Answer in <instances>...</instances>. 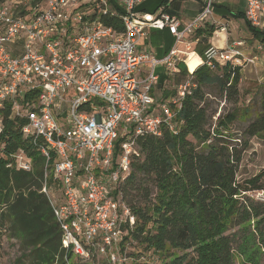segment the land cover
<instances>
[{
    "label": "built area",
    "instance_id": "2783aa9c",
    "mask_svg": "<svg viewBox=\"0 0 264 264\" xmlns=\"http://www.w3.org/2000/svg\"><path fill=\"white\" fill-rule=\"evenodd\" d=\"M217 1L204 0L201 12L179 30L175 16L136 13L143 0H92L89 8L82 0H47L45 7H34L28 15L18 8L27 0H0V135L5 111L7 120L23 121L22 138L30 140L44 160L41 193L51 207L62 247L73 258L126 262L125 238L134 217L120 186L130 172L135 139L159 136L163 127L176 134L174 118L194 87L189 77L168 101H157L152 95L154 69L162 65L170 75L179 73V53L173 48L157 60L139 51V42L148 30L167 29L175 45L183 43L185 35L212 16ZM245 4V21L264 29V0ZM104 17L114 24L106 25ZM217 26L218 32H226V25ZM10 46H20L21 52ZM238 47L237 42L224 49L208 46L202 64L210 69L228 62L254 65L256 59L243 57ZM143 67L147 72L138 78ZM120 137L125 140L116 155ZM7 157V169L32 171L25 151ZM255 196L264 202V190Z\"/></svg>",
    "mask_w": 264,
    "mask_h": 264
},
{
    "label": "trees",
    "instance_id": "16d2710c",
    "mask_svg": "<svg viewBox=\"0 0 264 264\" xmlns=\"http://www.w3.org/2000/svg\"><path fill=\"white\" fill-rule=\"evenodd\" d=\"M231 16L245 21L243 13ZM104 22L114 24L109 17H104ZM245 23L264 46V29ZM209 31L210 35L214 32ZM203 52H199L202 60ZM241 67L228 62L210 69L202 64L190 75L183 63L178 64L177 84L190 77L194 87L174 118L176 134L163 127L159 136L135 139L130 172L120 186L122 200L134 217L125 241L129 245L135 242L141 252L157 257L158 264H264V204L246 196L264 190V167L251 178L237 181L242 150L217 130L229 126L238 114L236 109L220 114L212 129L214 113H209L210 94L204 91L212 87L225 102L236 104ZM175 94L164 92L163 99ZM259 95L260 110L245 128L244 137L264 132V87ZM4 114L0 229L19 244L23 252L20 258L29 264L94 262L97 258L72 262V255L62 247L51 207L41 193L44 160L30 140L22 138L19 126L23 121L7 120V111ZM123 140L125 137H120L116 142V155ZM18 149L31 158V172L6 168L8 154Z\"/></svg>",
    "mask_w": 264,
    "mask_h": 264
},
{
    "label": "rangeland",
    "instance_id": "374dc122",
    "mask_svg": "<svg viewBox=\"0 0 264 264\" xmlns=\"http://www.w3.org/2000/svg\"><path fill=\"white\" fill-rule=\"evenodd\" d=\"M85 1L86 0H84V2ZM30 2H32L31 5L33 7L43 8L45 7L47 0H31ZM218 2L220 5L214 7L212 11V17L218 21H221L222 23H227L225 35L226 44L231 45L234 42H237L239 43L238 49H248L250 56L259 55L261 51H257L255 49L257 43H255V40L252 39L245 21L242 18H234L231 16V14H237L239 12L242 13L245 8V0H219ZM196 8V3H194L193 0L179 1V3H176V11L178 13L176 15L179 17L180 22L183 21V15H189L190 13L195 12ZM182 25H185L184 22H182ZM213 27H216V29L218 28L217 25H213ZM206 29L207 30L205 33L210 35V26L206 25ZM198 38V34H191L188 39L184 38L183 41L189 44ZM212 38L213 37L211 36H206L204 39L210 43V39L212 40ZM203 44L199 43V45H197L196 51L198 53L200 50L204 51L207 48V43L204 42ZM180 46L183 48L182 50L184 52H187L185 54V63L188 68L186 71L189 74V72H192L201 63V61L199 57L193 53L195 45H191L189 49L187 45H178L177 47ZM9 49L12 51H17L18 53L21 52L20 46H10ZM244 71H247V69ZM256 71H253V73L250 75L245 76L244 74L243 76H240L242 77V80L239 81L238 84L239 98L236 104L225 102L222 97L216 94L212 87L204 88V91L210 94L208 98L209 113H214L211 126L212 129L215 127L216 119L220 114L225 116L229 113H232L234 109H236L235 111L238 114L236 119L229 126L225 125L218 128L217 130V133L223 134L229 138L231 144H236L237 147L242 150L241 161L236 178L238 182H242L251 178L264 167V132L254 137H244L243 135L245 128L249 123L256 119V116L260 110L259 92L260 88L264 87V63L262 65H258L256 67ZM175 78V76L170 77L165 89L169 95L176 91L177 86L183 82V80H180L177 84ZM256 192L257 191L249 192L246 194V196H248L250 201L264 204V202L260 201L263 198H257L255 196ZM235 230L236 229L229 230L226 232V235L233 233ZM8 235V232L0 229V264H29L27 259L20 258L23 252L20 249L19 244L15 240L9 238ZM125 245L126 244L124 241L121 244L122 250H124L123 248ZM140 252L141 250L138 248L136 243L130 242V245L125 247L126 262L124 264H158L157 257L152 256L150 253ZM120 257H123L122 253ZM71 261L75 263L78 262V260L73 257ZM237 262L239 261L237 260ZM79 263L81 262L79 261ZM81 264H105V261L102 258H99L94 260V262L90 261Z\"/></svg>",
    "mask_w": 264,
    "mask_h": 264
},
{
    "label": "crops",
    "instance_id": "0c3cea01",
    "mask_svg": "<svg viewBox=\"0 0 264 264\" xmlns=\"http://www.w3.org/2000/svg\"><path fill=\"white\" fill-rule=\"evenodd\" d=\"M30 1L31 0H27V2L24 5H20V7H18L19 10L21 9L20 13H23L24 15H28V13H30L32 8H34L31 5L32 2H30ZM179 1H188V0H143V2L139 6L136 7L135 11H136V13H138L140 15H151V16L156 15L160 12H164L166 14L175 16L179 19V17L176 15V14H178L176 11V3H179ZM193 1H194V3H196V7H197L196 11L193 13H190L189 15H183L182 16L183 21L180 22V20H179V22H180L179 30H182L187 24H189L201 12V10L204 6V0H193ZM91 2H92V0H86L85 2H84V0H82V4L88 8L92 6ZM219 5H220V3L218 2L215 4V7L219 6ZM245 8H246V4H245ZM245 8L242 11L243 14H244ZM225 17H228V16H225ZM182 22H184L185 25H182ZM218 24L219 25L222 24V25L227 26V23H222L221 21H218L211 16L206 21V23L202 25L201 28L197 29L199 31L200 30L206 31L207 30L206 25H207V26H210L209 30H214V32H212L210 35L211 37H213L212 40L210 39V43H208L207 40L204 39L207 35L205 33H202V34H198L199 38L196 39L194 42H190L189 44L183 42L181 44H177V46L178 45H185V46L187 45V47L189 49L191 45H195V48L193 49V53H195L201 61L199 66L202 65L203 61H202V58L200 56V53H198L196 51V47H197V45H199V43L203 44L205 42V43H207L208 46H214L218 49H224L228 46L225 42L226 32L220 33V32H218L216 27L215 28L213 27V25H218ZM197 30L193 33V35L194 34L197 35V33H198ZM216 34H219V35H216ZM189 37H190V35H185L186 39H188ZM252 39H254L253 36H252ZM255 43H257L255 49L257 51H261L259 53V55L250 56L249 55L250 52H248V49H242V50L238 49L241 52V54L243 55V57H245V58H253L254 57L256 59L254 65L248 64V65H243L241 67L240 76H243L244 74H245V76L250 75L251 73H253V71H256V67L258 65H262L264 63V53H263L264 52V46L257 40H255ZM177 46L175 45L174 37L169 33V31L167 29L148 30L147 37L145 39H143L141 42H139V46L137 49L139 51L149 52L157 60H162L164 57H166L170 53V51L173 48H175L179 53L178 57H177L178 62L183 63L185 65L186 69L188 70L187 65L185 63V58H186L185 54L187 52H184L182 50L183 48L181 46L180 47H177ZM200 51H203V50H200ZM246 69H247V71H244ZM146 72H147V67L141 68L140 72L137 74L138 78H143L145 76ZM154 73L157 76V82L152 88V95L154 96V98L157 101H168L171 96L168 99L164 100L163 94H164V92H166L165 89L167 87V84L169 82L170 77L176 76L178 73L175 75H170L167 73L164 66H162V65H158L157 67H155ZM241 78L242 77H240V81L242 80Z\"/></svg>",
    "mask_w": 264,
    "mask_h": 264
}]
</instances>
